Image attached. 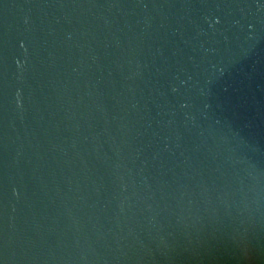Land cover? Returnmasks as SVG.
Here are the masks:
<instances>
[{
  "label": "water",
  "instance_id": "water-1",
  "mask_svg": "<svg viewBox=\"0 0 264 264\" xmlns=\"http://www.w3.org/2000/svg\"><path fill=\"white\" fill-rule=\"evenodd\" d=\"M264 264V0H0V264Z\"/></svg>",
  "mask_w": 264,
  "mask_h": 264
},
{
  "label": "clouds",
  "instance_id": "clouds-1",
  "mask_svg": "<svg viewBox=\"0 0 264 264\" xmlns=\"http://www.w3.org/2000/svg\"><path fill=\"white\" fill-rule=\"evenodd\" d=\"M249 264H251V262L249 261Z\"/></svg>",
  "mask_w": 264,
  "mask_h": 264
}]
</instances>
